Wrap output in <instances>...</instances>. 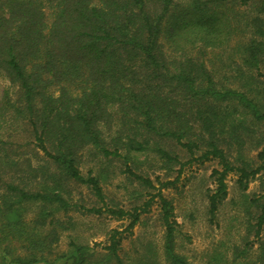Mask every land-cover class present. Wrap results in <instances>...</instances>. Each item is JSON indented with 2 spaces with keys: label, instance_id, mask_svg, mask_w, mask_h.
Masks as SVG:
<instances>
[{
  "label": "trees",
  "instance_id": "obj_1",
  "mask_svg": "<svg viewBox=\"0 0 264 264\" xmlns=\"http://www.w3.org/2000/svg\"><path fill=\"white\" fill-rule=\"evenodd\" d=\"M0 74L14 90L0 106L13 128L0 135V260L128 264L122 243L156 204L161 259L147 245L132 264H191L176 252L173 205L162 193L174 181L154 187L129 168L135 154L152 153L161 167L215 162L209 219L229 175L240 193L257 181L246 226L255 256L246 246L217 256L264 264V0H0ZM86 154L122 164L155 193L129 211L109 207L101 177L81 174ZM83 189L95 206L77 207ZM78 212L128 224L103 244L70 239L57 251Z\"/></svg>",
  "mask_w": 264,
  "mask_h": 264
},
{
  "label": "rangeland",
  "instance_id": "obj_2",
  "mask_svg": "<svg viewBox=\"0 0 264 264\" xmlns=\"http://www.w3.org/2000/svg\"><path fill=\"white\" fill-rule=\"evenodd\" d=\"M211 57L213 56L209 53L207 59H211ZM221 59H225L224 54ZM214 60L218 65L217 59ZM217 67L215 65L217 70H226ZM6 91L13 97L14 90L9 88L7 81L0 74V106H2V98ZM4 113L1 109L0 135L2 138L6 133L13 131L9 117ZM18 144L23 145L24 142L21 140L14 143L15 146ZM174 151L179 154L181 161H185L179 148ZM93 158L91 154L84 155L80 171L85 176L89 170H93V175L101 177L100 185L109 207L113 206L129 211L148 199V194L155 193L153 189L141 185L124 173L126 167H123L122 164L116 161L96 162ZM133 158L137 162L129 167L131 171L148 178L154 187H158L157 178L163 182L174 181L173 185L163 190L162 193L173 205L174 219L177 224L174 240L176 252L183 255L189 263L222 264L217 255L231 256V246H236L240 250L246 246L249 257L255 256L257 244L252 242V235L246 237L248 234L246 226L247 221L254 223L251 218L253 208L248 202L258 192L257 181L251 182L247 190L240 193L235 186V177L229 175L226 179L227 197L216 215L209 219L206 193L208 189L213 188L210 173L212 169L217 168L215 162L210 161L203 164L195 162L180 168L178 166L161 167L157 157L152 153H147L145 156L135 154ZM73 196L78 203L77 207L81 205L95 206L94 197L85 189L82 190L81 195L74 192ZM80 211L83 212V210ZM82 212L68 214L75 226L61 234L57 251H65L70 239H75L88 246L97 243L103 244L108 231L112 229L122 231L128 224V220L116 221L106 213L99 217H93V215L86 216ZM29 214L32 215L33 212ZM157 214V205L153 204L148 213L140 216L141 223L136 225L130 236L128 235L127 239L123 241L122 252L129 259L128 264H132L137 256L146 253L147 245H150L151 250L155 251L158 258L161 259L162 227ZM63 219L66 221V218ZM261 234L264 239V229ZM0 263L7 264V260L5 262L0 260ZM161 264L163 263L161 262Z\"/></svg>",
  "mask_w": 264,
  "mask_h": 264
}]
</instances>
